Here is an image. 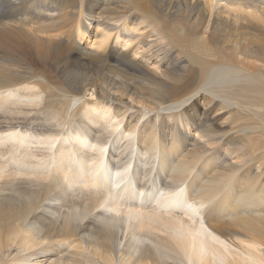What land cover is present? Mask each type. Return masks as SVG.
<instances>
[{"label":"bare ground","instance_id":"1","mask_svg":"<svg viewBox=\"0 0 264 264\" xmlns=\"http://www.w3.org/2000/svg\"><path fill=\"white\" fill-rule=\"evenodd\" d=\"M0 264H264V0H0Z\"/></svg>","mask_w":264,"mask_h":264},{"label":"rangeland","instance_id":"2","mask_svg":"<svg viewBox=\"0 0 264 264\" xmlns=\"http://www.w3.org/2000/svg\"><path fill=\"white\" fill-rule=\"evenodd\" d=\"M152 176H153V175H152ZM133 199H134V201H135L136 203H138V201H142V200L138 199V197H134V196H133Z\"/></svg>","mask_w":264,"mask_h":264}]
</instances>
